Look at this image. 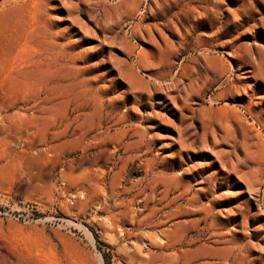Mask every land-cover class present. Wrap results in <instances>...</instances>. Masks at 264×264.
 Returning a JSON list of instances; mask_svg holds the SVG:
<instances>
[{"label":"rangeland","instance_id":"rangeland-1","mask_svg":"<svg viewBox=\"0 0 264 264\" xmlns=\"http://www.w3.org/2000/svg\"><path fill=\"white\" fill-rule=\"evenodd\" d=\"M0 264H264V0H0Z\"/></svg>","mask_w":264,"mask_h":264},{"label":"bare ground","instance_id":"bare-ground-1","mask_svg":"<svg viewBox=\"0 0 264 264\" xmlns=\"http://www.w3.org/2000/svg\"><path fill=\"white\" fill-rule=\"evenodd\" d=\"M124 6H125V5H124ZM124 6H123V7H124ZM122 9H123V8H122Z\"/></svg>","mask_w":264,"mask_h":264}]
</instances>
